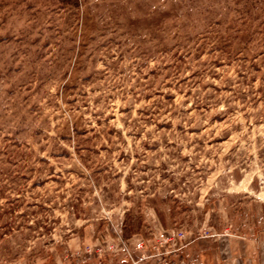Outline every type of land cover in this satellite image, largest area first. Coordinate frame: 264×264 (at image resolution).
Instances as JSON below:
<instances>
[{
  "label": "rangeland",
  "instance_id": "1",
  "mask_svg": "<svg viewBox=\"0 0 264 264\" xmlns=\"http://www.w3.org/2000/svg\"><path fill=\"white\" fill-rule=\"evenodd\" d=\"M262 231L264 0H0V264Z\"/></svg>",
  "mask_w": 264,
  "mask_h": 264
},
{
  "label": "crops",
  "instance_id": "2",
  "mask_svg": "<svg viewBox=\"0 0 264 264\" xmlns=\"http://www.w3.org/2000/svg\"><path fill=\"white\" fill-rule=\"evenodd\" d=\"M180 252L183 264H264V231L200 237Z\"/></svg>",
  "mask_w": 264,
  "mask_h": 264
},
{
  "label": "built area",
  "instance_id": "3",
  "mask_svg": "<svg viewBox=\"0 0 264 264\" xmlns=\"http://www.w3.org/2000/svg\"><path fill=\"white\" fill-rule=\"evenodd\" d=\"M182 237H183V235L181 234L180 238H182Z\"/></svg>",
  "mask_w": 264,
  "mask_h": 264
}]
</instances>
